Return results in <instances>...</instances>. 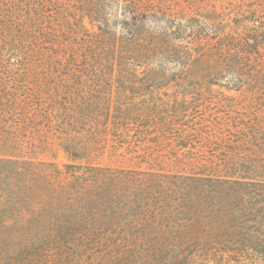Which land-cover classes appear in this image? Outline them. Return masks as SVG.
I'll return each instance as SVG.
<instances>
[{
	"label": "trees",
	"instance_id": "obj_1",
	"mask_svg": "<svg viewBox=\"0 0 264 264\" xmlns=\"http://www.w3.org/2000/svg\"><path fill=\"white\" fill-rule=\"evenodd\" d=\"M11 1L0 0V68L12 57L34 61L30 92L12 91L0 74V264H64L70 252L74 264H193L263 253L264 227L249 226L264 225V0H87L82 9L100 32L83 36L81 20L65 15L68 2L37 0L23 12V2ZM108 7L120 36L110 31ZM153 59L177 64L165 80L183 88L182 98L101 104L111 71L131 74ZM50 66L66 77L54 91ZM213 85L241 92L242 109L229 103L211 126L176 123L188 102L198 110L187 95L196 102ZM109 120L122 134L144 121L159 137L174 132L180 149L199 143V153L177 152L172 169L102 165L94 160ZM56 144L81 161L80 174L75 162L65 171L27 156ZM155 151L149 145L142 156L161 166Z\"/></svg>",
	"mask_w": 264,
	"mask_h": 264
},
{
	"label": "rangeland",
	"instance_id": "obj_2",
	"mask_svg": "<svg viewBox=\"0 0 264 264\" xmlns=\"http://www.w3.org/2000/svg\"><path fill=\"white\" fill-rule=\"evenodd\" d=\"M10 1L11 0H9V2ZM17 1L20 3L23 2V12L27 9L28 5L34 6L38 3L37 0H16L14 2ZM85 1L87 0H62L63 4L68 2L67 7L65 8V15L68 14V18H70L71 21H74L75 17L81 20V36H83L84 33H87V31H90L93 34L100 32V29L97 27V21L91 19L88 12L82 9ZM80 7L81 11H79ZM32 10L34 15H38L42 12L38 9L35 10L34 7ZM107 12L109 18H111L112 24L110 26V31L113 33L112 35L114 36V34H117L116 36H120L124 30L119 24H113L116 20V12L114 8L108 7ZM42 16L43 15H41V17ZM145 24L147 27L150 25L156 26L149 19L145 21ZM33 61L34 60L32 59H28L27 61L25 60L24 62L17 63L18 60L15 57L11 58V62L7 61V63L0 68V74L4 76L3 83L5 86L7 88H12V91L20 92L19 94L25 93L27 90L30 92L32 90V86L30 85L32 81L30 82L27 76H30L32 70L31 65L33 64L31 62ZM148 67L152 69L157 68L159 70L149 71ZM40 68L41 65L38 67V70H40ZM133 69L134 70L131 74L125 75H120L118 70L109 73L107 83L102 86L100 89L101 93L98 95V97H102L101 104L106 103L111 108L114 106H122L124 108L125 106L131 105L136 108L141 106L145 101H156L163 104L170 98L175 99V96L177 95L182 98L181 92L184 91L183 88L180 85H176L175 81L170 80V82L165 80L178 72L177 64L173 63V61L164 62L161 66L160 61L153 59L150 63L140 62L135 64L133 65ZM47 72L49 73V81L51 82V85L49 86L50 90L54 91L60 85V81L65 80V74L63 73V70L54 66H50L49 71ZM155 73H160L159 76H161L163 80L159 79L161 81H156L157 77ZM162 74H164V76ZM202 92L204 93V96L196 102H192L193 97L191 94L187 95V100L194 103V105H197V107L193 106L198 110H194L192 104L188 102L187 107H181V109L188 108L186 113L183 114V116L181 114L179 117L181 119L176 120V123L188 119L189 122H193L194 120L195 122H201L202 125L207 124L208 126H211V119L223 116L225 111L230 108L228 106L229 103L233 105V107H231L232 109H242L239 102L242 93L235 89L213 85L205 86ZM225 95L232 96L235 100L231 102L225 98ZM16 117L17 116L9 115L8 117H5V120H15ZM145 126H147V123L143 121L140 124L139 130L134 127L130 132L122 134L120 130L115 131L113 124L109 120L107 132L104 134L105 141L103 142L106 143V146L102 149L104 152L99 157L95 158L94 161L109 167H124L134 170H147L148 168H151L152 170H157L158 168L172 169L173 167L170 162H172V158H174L177 152L181 154L183 149L187 150L190 148L195 154L199 153V143L195 142V147L189 146L180 149L177 135H175L174 132H169L166 137L162 138L156 135L158 131L154 128V125H152L149 130H146ZM149 145L155 148L156 153L163 154V162L161 163V166L158 165V163H149L147 159L142 156V154H145V148L148 149ZM27 156L37 161L56 163L59 168H62L65 171V164L75 162L77 166L71 170L73 173H81V161H71L67 153L60 148V146H57V144L50 150L39 149V151L27 153ZM251 224L252 222L250 225ZM244 226L245 228H248L247 225ZM261 227L263 228L264 225L260 224V227L252 225V227L249 226V230H261ZM263 232L264 230L262 233ZM233 254L234 253H232L231 257L226 255L224 258L216 260H198L193 264H264V250L263 253L255 254L251 252L250 255ZM62 260L64 264H74L76 261V259L73 258L72 252H70V254L64 253L62 255Z\"/></svg>",
	"mask_w": 264,
	"mask_h": 264
}]
</instances>
